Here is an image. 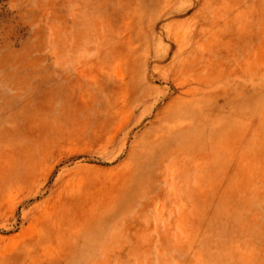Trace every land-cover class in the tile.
Here are the masks:
<instances>
[{
	"label": "rangeland",
	"instance_id": "1",
	"mask_svg": "<svg viewBox=\"0 0 264 264\" xmlns=\"http://www.w3.org/2000/svg\"><path fill=\"white\" fill-rule=\"evenodd\" d=\"M0 264H264V0H0Z\"/></svg>",
	"mask_w": 264,
	"mask_h": 264
}]
</instances>
